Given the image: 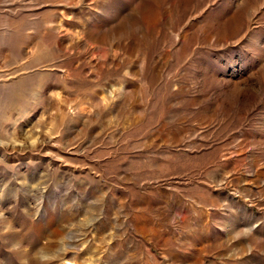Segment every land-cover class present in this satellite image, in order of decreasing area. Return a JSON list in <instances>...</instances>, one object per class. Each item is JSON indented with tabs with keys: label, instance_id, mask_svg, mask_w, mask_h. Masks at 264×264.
I'll return each instance as SVG.
<instances>
[{
	"label": "rangeland",
	"instance_id": "rangeland-1",
	"mask_svg": "<svg viewBox=\"0 0 264 264\" xmlns=\"http://www.w3.org/2000/svg\"><path fill=\"white\" fill-rule=\"evenodd\" d=\"M0 264H264V0H0Z\"/></svg>",
	"mask_w": 264,
	"mask_h": 264
}]
</instances>
